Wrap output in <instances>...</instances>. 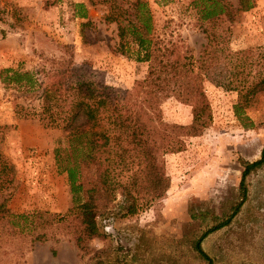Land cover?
Instances as JSON below:
<instances>
[{"label":"rangeland","instance_id":"obj_1","mask_svg":"<svg viewBox=\"0 0 264 264\" xmlns=\"http://www.w3.org/2000/svg\"><path fill=\"white\" fill-rule=\"evenodd\" d=\"M49 1L0 0V153L15 166L14 181L0 200L6 199L16 214L41 212L52 220L76 204L54 160L60 131L40 124L37 97L2 81L4 70L35 71L41 79L42 71L86 63L94 79L129 89L144 78L148 63L137 59L135 43L121 44L118 22L106 18L109 3L89 5L81 19L73 15L72 4L80 0ZM118 1L126 7L139 0ZM146 1L153 37L189 45L198 56L207 44L203 29L220 35L212 71L218 83H203L211 119L197 135L185 138L183 150L163 156L169 186L158 199L127 215L117 196L109 213L98 218L101 235L88 241L87 254L79 253L57 226L37 240L31 217L28 223L20 218L18 226L2 220L0 264H204L195 242L226 219L200 239L211 262L264 264V164L246 177L243 200L239 190L241 161L259 158L264 145V90L245 110L253 125L244 127L233 111L237 91L227 86L231 79L234 85L244 76L249 81L264 77V0H254L234 21L211 22L198 19L192 0ZM160 106L167 122L191 121V107L166 92Z\"/></svg>","mask_w":264,"mask_h":264},{"label":"trees","instance_id":"obj_2","mask_svg":"<svg viewBox=\"0 0 264 264\" xmlns=\"http://www.w3.org/2000/svg\"><path fill=\"white\" fill-rule=\"evenodd\" d=\"M102 3L112 7L106 18L118 22L121 44L126 39L135 43L137 59L148 63L143 79L135 80L129 89L116 88L94 79L86 63L42 71L41 79L35 71L8 68L2 78L26 93L33 92L38 99L36 117L40 124L60 131L53 149L54 160L57 170L66 174L76 204L66 215L51 220L41 212L16 214L3 199L0 200V221L18 226L20 218L28 223L31 217L30 223L35 221L33 236L37 240L46 238L48 230L57 226L71 237L81 254L89 252V240L101 235L98 218L109 213L118 195L127 215L162 195L169 186L163 156L183 150L185 138L197 135L211 119L203 83L205 80L218 83L212 76L220 44L218 33L203 29L207 44L196 56L189 45L153 37L152 15L146 0L128 2L126 7L120 6L118 0L74 1L73 15L84 19L89 5ZM191 4L202 22L221 17L234 21L239 12L253 7L254 0H237L236 5L229 0H192ZM234 81L227 83L238 95L233 105L234 115L244 127H250L253 122L245 110L257 103L258 92L264 90V77L249 81L244 76L232 85ZM163 92L191 107L188 124L164 120L160 106ZM263 164L264 145L259 158L241 161L242 200L247 192L246 177ZM14 177V164L0 153V197L12 185ZM226 222L227 219L213 225L196 240L194 248L204 264L213 263L201 248L200 239ZM94 264L106 263L97 260Z\"/></svg>","mask_w":264,"mask_h":264}]
</instances>
